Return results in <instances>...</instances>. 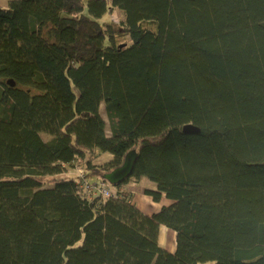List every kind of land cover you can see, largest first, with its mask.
I'll list each match as a JSON object with an SVG mask.
<instances>
[{"label":"trees","instance_id":"obj_1","mask_svg":"<svg viewBox=\"0 0 264 264\" xmlns=\"http://www.w3.org/2000/svg\"><path fill=\"white\" fill-rule=\"evenodd\" d=\"M0 264H264V0L0 7Z\"/></svg>","mask_w":264,"mask_h":264},{"label":"rangeland","instance_id":"obj_2","mask_svg":"<svg viewBox=\"0 0 264 264\" xmlns=\"http://www.w3.org/2000/svg\"><path fill=\"white\" fill-rule=\"evenodd\" d=\"M85 1L87 2V0H85ZM8 3H9V0H0V7L6 8L8 6ZM86 11H87V9H86ZM123 17H124L123 12L120 9L115 8L112 13H110L106 16H103L102 18H100L98 20L103 25H107L109 22L118 23L119 21H121V19H123ZM118 40L131 42V38H130V35L128 33L127 34H121V36H119ZM101 110H102V113L104 114V116L106 117L103 106H102ZM106 119H107V117H106ZM44 135L50 137L49 134L48 135L44 134ZM102 157H105V156H102ZM69 172L74 173L75 171L70 169ZM76 173H77V171H76ZM130 185L128 187H126L128 190L134 191V188H135V189L139 190L140 192H144L145 188L146 189L147 188L154 189L156 187L155 183L146 177H144L139 183H134L133 181H131ZM164 199H166V198H164ZM164 199H162V201ZM170 203H171V201L168 204H170ZM162 204H166V203L164 202ZM168 204H166V205H168ZM158 209H160V208H157V210ZM153 210H154V208H146L143 211L150 214V212H152ZM160 241L162 243L161 245H163L164 247H167L168 250L169 249L173 250L176 247V236L174 235L172 230H170L164 226L161 228Z\"/></svg>","mask_w":264,"mask_h":264},{"label":"water","instance_id":"obj_3","mask_svg":"<svg viewBox=\"0 0 264 264\" xmlns=\"http://www.w3.org/2000/svg\"><path fill=\"white\" fill-rule=\"evenodd\" d=\"M10 84L14 85L12 80L8 81ZM185 133H198L200 129L192 124L185 125L183 127ZM137 159V152L135 149L129 151L125 157L124 163L119 167H116L112 171L104 175V179L107 180L110 184L116 185L123 182L127 179L132 171Z\"/></svg>","mask_w":264,"mask_h":264},{"label":"crops","instance_id":"obj_4","mask_svg":"<svg viewBox=\"0 0 264 264\" xmlns=\"http://www.w3.org/2000/svg\"><path fill=\"white\" fill-rule=\"evenodd\" d=\"M131 186V185H130ZM146 190V188H145ZM145 190L144 192H140L139 190L135 189L134 188V192H135V195H134V202L137 204V206L143 211L144 209L146 208H154V210L152 212H150V214L154 213V212H157L159 211L162 206L168 204L170 201L168 199H164L162 202H155L151 196H149L148 194L145 193ZM138 193V194H137ZM166 203V204H162V203ZM157 208H160L157 210ZM149 214V213H148ZM164 225H162L160 227V232H161V228L163 227ZM166 227V226H164ZM167 228V227H166ZM171 230V229H170ZM172 232L174 233V235L176 236V233L175 231L172 230ZM159 240H160V236H159ZM160 244L161 241H160ZM163 246V245H162ZM164 247V246H163ZM167 248V247H165ZM170 251H174L175 248L173 250L169 249Z\"/></svg>","mask_w":264,"mask_h":264},{"label":"built area","instance_id":"obj_5","mask_svg":"<svg viewBox=\"0 0 264 264\" xmlns=\"http://www.w3.org/2000/svg\"><path fill=\"white\" fill-rule=\"evenodd\" d=\"M76 177L82 181V186H84L87 190L92 191L94 194L109 197L114 192V190H111L106 182L101 181L96 184H91L87 179V171L83 167L77 169Z\"/></svg>","mask_w":264,"mask_h":264},{"label":"bare ground","instance_id":"obj_6","mask_svg":"<svg viewBox=\"0 0 264 264\" xmlns=\"http://www.w3.org/2000/svg\"><path fill=\"white\" fill-rule=\"evenodd\" d=\"M111 185H113V184H111ZM111 185H109V187H110V189L112 190V189H113V187H112ZM113 186H114V185H113Z\"/></svg>","mask_w":264,"mask_h":264}]
</instances>
